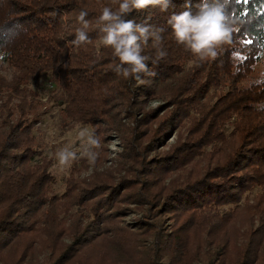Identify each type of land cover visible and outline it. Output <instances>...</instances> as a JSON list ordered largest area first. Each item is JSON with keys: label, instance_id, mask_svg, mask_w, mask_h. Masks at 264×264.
<instances>
[{"label": "trees", "instance_id": "trees-1", "mask_svg": "<svg viewBox=\"0 0 264 264\" xmlns=\"http://www.w3.org/2000/svg\"><path fill=\"white\" fill-rule=\"evenodd\" d=\"M197 3L199 0H192L194 12ZM183 4L184 0H172L173 6L167 12L150 6L134 10L126 17L164 29L162 47L167 55L157 64L151 59L147 61L155 75L140 73V80H128L117 74L113 65L119 61L99 40L96 20L104 7L116 11L117 0H0V56L15 68L10 85L14 92L19 91L20 84L49 77L65 95L62 111L74 122L90 126L95 134L98 132L95 123L101 122V108L109 101L108 96L116 98L121 94L125 105L148 116L151 112L138 108L136 99L140 96L146 99L156 91L166 94L167 101L175 107L169 115L168 128L172 130L185 121L199 134L195 143L184 149L191 148L193 153L187 158L210 160L230 146L220 167L206 168L197 179L186 182L183 187L172 188L156 201L166 213L175 215V212L188 211L207 224L215 217L219 206L235 204L245 191L259 187L264 195V0H250L247 4L243 0L225 2V11L237 21L233 43L224 46L215 59L205 61H199L171 36L167 18L173 12L185 10ZM81 11L88 13L85 19L89 21V41L77 46L72 41L75 29L82 27L77 19ZM248 40L251 43H247ZM142 54L154 58L151 40ZM256 63H261L263 76L246 81ZM33 126L34 122L26 113L20 110L15 113L10 106L0 121V234L4 236L23 234L25 224L32 223L44 206H52L51 210L58 208L60 198L46 197L50 194L47 192L51 190L52 177L47 171L46 159L39 156ZM150 134L148 131L147 135ZM232 140L234 144L230 143ZM132 148L137 166L132 170L140 179L121 192L141 195L138 188L143 187L142 193H149L145 186L156 187L161 179L156 177L154 167L146 173L139 149L134 145ZM175 154L172 152L170 158L160 159V167L164 169L169 165ZM183 159L186 162V158ZM144 176H150L145 185ZM123 182L127 181L122 179L119 185ZM98 187L97 183L95 188ZM93 191L91 188L86 190L85 197L73 198L75 202L97 198L100 203L91 208L92 221H95L105 218L104 213L118 189L111 187L102 199L101 192ZM143 198L141 195L140 200ZM60 204L67 206V202ZM58 214L59 210L47 217H58ZM19 219L24 221L20 223ZM173 230L174 237L184 235L181 224ZM92 234L90 231L88 235ZM1 240L0 244H4L6 239Z\"/></svg>", "mask_w": 264, "mask_h": 264}, {"label": "rangeland", "instance_id": "rangeland-1", "mask_svg": "<svg viewBox=\"0 0 264 264\" xmlns=\"http://www.w3.org/2000/svg\"><path fill=\"white\" fill-rule=\"evenodd\" d=\"M15 72L0 56V121L10 106L15 113L23 111L34 122L32 134L39 156L46 159L52 177L51 190L47 192L50 194L46 197L53 195L60 199L57 209L51 210L52 206L40 209L18 237L0 234L1 241L6 239L0 244V264H264V195L259 187L245 191L235 204L219 206L207 224L188 211L174 215L158 207L157 199L172 188L197 179L208 167H220L230 149L227 146L210 160L187 158L193 153L191 148L184 149L194 144L199 134L185 121L172 130L168 128L169 115L175 107L167 101L166 94L156 91L146 99L143 96L136 99L138 108L151 112L148 116L125 105L121 94L116 98L108 96L109 101L101 108V122L95 123L96 135L101 139L95 166L90 171L88 161L81 157L71 167L61 168L54 155L57 149L65 145L79 149L78 130L91 128L74 122L62 111L65 95L47 76L20 84L19 91L14 92L10 85ZM262 72L261 63H256L246 81L262 77ZM149 80L145 82L148 84ZM230 143L234 144V140ZM133 145L145 160L146 173L154 167L156 177L161 179L157 188L145 186L149 193H142L143 187L138 188L142 198L147 195L143 200L139 194L121 192L140 179L132 170L137 167ZM172 152L176 154L162 169L159 160L170 158ZM122 179L127 182L119 185ZM148 179L150 176H144L143 185ZM97 183L99 187L95 188ZM113 186L118 189L115 201L105 211V218L99 220L92 221L91 214V208L100 203L96 197L90 201L83 198L81 202L73 198L85 197L86 190L92 188L95 193L101 192L102 199ZM63 202L67 206H61ZM58 210V217H47ZM179 224L185 229L184 235L174 237L173 229Z\"/></svg>", "mask_w": 264, "mask_h": 264}, {"label": "clouds", "instance_id": "clouds-1", "mask_svg": "<svg viewBox=\"0 0 264 264\" xmlns=\"http://www.w3.org/2000/svg\"><path fill=\"white\" fill-rule=\"evenodd\" d=\"M117 3L116 11L104 7L96 20L100 43L110 48L112 56L119 61L114 63L113 70L125 79L140 80V73L154 76L155 72L149 69L147 61L151 59L153 64H157L166 57L167 52L162 47L164 29L146 22L137 23L126 17L134 10L140 11L150 6L167 12L173 6L172 0H117ZM183 8L185 10L181 12L171 13L167 24L175 42L199 61L215 59L224 46L233 43L237 21L225 11L224 0H199L195 12L192 10V0H184ZM87 15L86 11H81L77 17L82 27L75 29L74 45L89 41ZM149 40L155 49L154 58L142 54ZM77 139L81 142L79 149L65 145L57 149L55 159L61 168H69L74 161L83 157L88 161L91 171L99 155L97 150L101 148V139L94 130L86 127L78 130Z\"/></svg>", "mask_w": 264, "mask_h": 264}, {"label": "snow or ice", "instance_id": "snow-or-ice-1", "mask_svg": "<svg viewBox=\"0 0 264 264\" xmlns=\"http://www.w3.org/2000/svg\"><path fill=\"white\" fill-rule=\"evenodd\" d=\"M225 2L227 3L228 2V0H225ZM234 2H239V0H234ZM250 2V0H243V3H245V4H247V3H249ZM247 43H251V41L250 40H248V41H246Z\"/></svg>", "mask_w": 264, "mask_h": 264}]
</instances>
